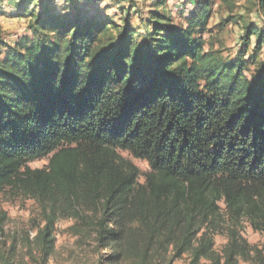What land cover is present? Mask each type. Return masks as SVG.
<instances>
[{
	"label": "trees",
	"instance_id": "16d2710c",
	"mask_svg": "<svg viewBox=\"0 0 264 264\" xmlns=\"http://www.w3.org/2000/svg\"><path fill=\"white\" fill-rule=\"evenodd\" d=\"M57 1L22 3L29 35L0 41V195L37 203L41 263L69 219L106 264H264L241 234L245 221L264 234V29L243 25L226 62L204 39L214 0H186V26L152 0L142 35L89 16L83 0L64 17ZM246 2L264 14V0ZM121 153L148 163L143 183Z\"/></svg>",
	"mask_w": 264,
	"mask_h": 264
},
{
	"label": "rangeland",
	"instance_id": "374dc122",
	"mask_svg": "<svg viewBox=\"0 0 264 264\" xmlns=\"http://www.w3.org/2000/svg\"><path fill=\"white\" fill-rule=\"evenodd\" d=\"M33 1L35 0H2L0 10L6 15L0 14V41L13 44L29 35L28 20L18 15L22 12V3ZM151 2L152 0H83L80 6L89 16L109 19L119 26L120 30L125 28L127 19L131 28L142 35L144 33L142 18H147ZM66 4H69L68 0L55 2L56 12L64 17L72 16L73 13L67 10ZM36 5H41L40 0H36ZM67 6L73 8L70 4ZM169 6L175 14V25L186 26L184 18L192 10L191 4L189 5L186 0H169ZM249 8L250 5L246 0H235L233 11L221 0H214V15L210 21L209 32L204 36L208 44L206 49L215 52L226 62L235 59L240 50V38L244 33L243 25L252 24L264 29V14L257 15L255 12H250ZM127 10H130L128 15H126ZM230 16H233L234 20L227 22ZM239 16L244 19H239ZM255 42L253 38L246 56L247 60L253 55ZM254 56L255 62H264V50ZM254 70L255 67L251 66L250 71L246 73L249 78ZM121 155L140 169V181L143 183L145 174L150 170L148 163L133 159L127 153ZM47 165L48 160L43 159L31 163L30 167L43 169ZM39 224L40 211L34 200L9 190L0 195V264H43L39 245L35 241ZM73 225L74 221L69 219L61 220L57 224L55 251L48 264H106L104 260L107 257L106 252L99 251L92 237L80 239L74 236L71 231ZM241 234L250 246L264 254V234L256 232L248 221L243 223ZM227 241L226 233L216 237L215 249L218 253L225 249ZM189 263L190 256L186 255L174 264Z\"/></svg>",
	"mask_w": 264,
	"mask_h": 264
}]
</instances>
